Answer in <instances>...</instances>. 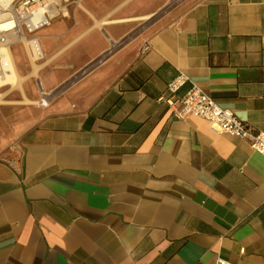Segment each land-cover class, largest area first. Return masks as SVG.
Instances as JSON below:
<instances>
[{
    "label": "crops",
    "instance_id": "1",
    "mask_svg": "<svg viewBox=\"0 0 264 264\" xmlns=\"http://www.w3.org/2000/svg\"><path fill=\"white\" fill-rule=\"evenodd\" d=\"M168 2L84 0L38 30L42 60L11 46L0 264H264V156L157 100L182 71L264 131V0H181L139 29Z\"/></svg>",
    "mask_w": 264,
    "mask_h": 264
},
{
    "label": "built area",
    "instance_id": "2",
    "mask_svg": "<svg viewBox=\"0 0 264 264\" xmlns=\"http://www.w3.org/2000/svg\"><path fill=\"white\" fill-rule=\"evenodd\" d=\"M83 1L0 0V89L14 83L11 81L14 78L13 62H9L12 61L11 46L16 43H23L28 47L33 60H42L44 53L38 40V30L49 26L57 17L67 16L69 6L80 7ZM180 1L169 0L168 4L161 11L152 14L151 18L156 19L165 10L177 5ZM124 41L126 39L120 42L123 43ZM120 42L116 45H119ZM113 47L112 45L105 54L110 53ZM148 49V44L143 45L141 53H145ZM103 56L89 64L82 72L96 65ZM72 81L71 79L51 94H44L39 103L47 105ZM183 88L184 90L181 91ZM157 100L169 106L175 119H185L187 117L204 119L214 132L245 139L249 142L252 150L264 156V131L254 130L247 124L245 119L230 109L221 107L203 89L191 81L189 75L185 72H177L167 83L166 93ZM216 264L232 263L218 258Z\"/></svg>",
    "mask_w": 264,
    "mask_h": 264
},
{
    "label": "rangeland",
    "instance_id": "3",
    "mask_svg": "<svg viewBox=\"0 0 264 264\" xmlns=\"http://www.w3.org/2000/svg\"><path fill=\"white\" fill-rule=\"evenodd\" d=\"M70 18H72V16ZM152 20H153V18L152 19L146 18V20L142 19L141 24L139 26V29L142 28V26L151 22ZM46 29L47 30L45 31V33H41V35L43 34V36L40 37L41 43L44 47V50H45V46H49V48H52V46L55 43L54 31L56 30V28L55 27H49ZM96 40H99L98 34L96 33V31L91 32L86 37L83 38L82 42H80L78 44V49H79V47H82L81 49L84 50L83 54H86L90 51V49H85V48L87 46H88V48H92L93 43H95ZM91 43H92V45H91ZM13 50L18 57H22V55L24 54L23 50H22V44H19V45L16 44V46L13 47ZM13 105H15V104H13Z\"/></svg>",
    "mask_w": 264,
    "mask_h": 264
},
{
    "label": "bare ground",
    "instance_id": "4",
    "mask_svg": "<svg viewBox=\"0 0 264 264\" xmlns=\"http://www.w3.org/2000/svg\"><path fill=\"white\" fill-rule=\"evenodd\" d=\"M151 17V15H147V16H145V18H150ZM26 43V42H25ZM27 44V43H26ZM27 49H28V47H27ZM28 51H29V49H28ZM30 53V52H29ZM31 56V55H30ZM32 58V57H31ZM33 59V58H32ZM10 63H12V61H9ZM12 67H13V70H14V78H12L11 79V81L12 82H14V81H16V79L15 78H17V84H20L21 83V78L19 79L18 77H17V75H16V72H15V69H14V64L12 63ZM39 69V68H38ZM53 92V91H52Z\"/></svg>",
    "mask_w": 264,
    "mask_h": 264
}]
</instances>
